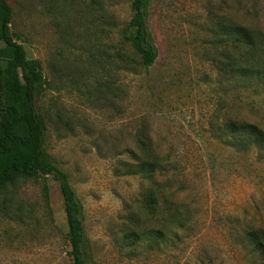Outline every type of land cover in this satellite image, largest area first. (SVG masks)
Wrapping results in <instances>:
<instances>
[{"label":"rangeland","instance_id":"obj_1","mask_svg":"<svg viewBox=\"0 0 264 264\" xmlns=\"http://www.w3.org/2000/svg\"><path fill=\"white\" fill-rule=\"evenodd\" d=\"M132 2L9 0L11 33L46 80L37 100L45 149L83 206L92 259L262 264L244 248L243 232L264 228V152L236 153L221 126L239 120L264 130L262 79L242 84L223 69L225 53L237 57L229 24L264 38V0H151L159 56L149 69L127 40ZM140 132L167 160L168 173L154 176L158 206L176 192L192 214V231L174 244L169 236L156 247L150 238L126 240L132 215L151 218L142 207L151 182L124 167L141 156ZM69 252L63 198L51 178L21 182L0 197V264H71Z\"/></svg>","mask_w":264,"mask_h":264},{"label":"trees","instance_id":"obj_2","mask_svg":"<svg viewBox=\"0 0 264 264\" xmlns=\"http://www.w3.org/2000/svg\"><path fill=\"white\" fill-rule=\"evenodd\" d=\"M150 5L151 0H133V17L127 32V40L146 69L153 67L159 56L149 29ZM12 20L9 0H0V197L21 182L51 178L59 185L63 198L71 264H96L86 236L83 206L68 174L45 149L47 122L37 107V100L46 89L41 64L29 59L24 47L14 39ZM225 32L237 56L224 54L226 73L230 70L231 77L242 84L260 79L264 82V38L236 23L229 24ZM221 131L222 141L236 153L264 152V130L256 124L233 120L223 124ZM136 140L141 156L135 164L124 162V167L126 175L146 177L151 182L143 191L142 201L143 212L151 218L141 220L132 215L125 229L126 240L135 245L150 238L152 247H156L169 236L174 244L184 238L182 233L192 231V214L187 205L175 199L176 192L158 206L159 194L155 190L160 191V183L154 176L168 173L167 160L153 149L145 132L138 133ZM156 211L162 216L167 214V218L158 219ZM243 234L244 248L264 264V228H248Z\"/></svg>","mask_w":264,"mask_h":264}]
</instances>
